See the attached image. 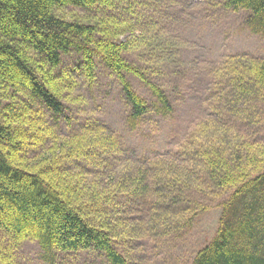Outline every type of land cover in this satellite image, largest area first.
Listing matches in <instances>:
<instances>
[{"label": "trees", "instance_id": "1", "mask_svg": "<svg viewBox=\"0 0 264 264\" xmlns=\"http://www.w3.org/2000/svg\"><path fill=\"white\" fill-rule=\"evenodd\" d=\"M117 1L122 11L133 7L134 0H0V240L6 243L0 248L31 240L45 251L95 252L109 264H130V240L189 228L206 209L198 200L203 196L220 199V213L213 236L190 264H264V141L256 137L264 124V59L226 56L213 70L210 119L171 155L189 165L177 171L153 158L114 174L107 157L120 151L115 134L87 123L62 137L46 121L45 111L65 116L68 85L54 70L70 52L80 55L90 82L97 61L114 75L133 121L149 109L127 75L148 87L156 110L171 112L163 91L147 79L149 71L127 62L131 40H120L122 33L109 27L112 17L55 14L66 7L108 11ZM223 6L245 12L247 29L264 37V0H225ZM69 163L85 168L74 171ZM98 172L106 183H98ZM126 199L146 206L142 228L128 224L120 201ZM4 252L0 263L11 264Z\"/></svg>", "mask_w": 264, "mask_h": 264}, {"label": "rangeland", "instance_id": "2", "mask_svg": "<svg viewBox=\"0 0 264 264\" xmlns=\"http://www.w3.org/2000/svg\"><path fill=\"white\" fill-rule=\"evenodd\" d=\"M224 1L134 0L129 11H122L123 3L119 1L108 11L85 12L74 7L56 10L57 16L66 19L86 15L112 17L109 27L122 33L120 40L134 41L129 43L127 62L149 71L147 79L163 91L171 112L161 114L156 110L155 98L148 87L127 75L133 91L149 109L141 119L133 121L130 105L114 75L97 61L94 79L90 82L79 67L80 55L70 52L62 56L59 67L54 70V74L64 75L63 87L69 86L64 92L68 94L64 99L65 116L55 117L45 111L46 121L62 137L78 132L87 123L100 124L115 134L120 151L107 157L114 174L126 166L142 168L144 161L153 158L171 163L177 167L175 171L189 166L171 155L188 143L190 135L196 133L195 127L208 117V88L213 70L226 56L264 59V37L247 29L245 12L224 9ZM256 137L264 141V124ZM67 166L74 171L85 168L79 163ZM95 174L98 183L107 182L106 174ZM198 200L206 209L196 213L189 228L179 234L153 236L150 233L130 240L125 246L130 264H190L193 255L213 236L220 213V199L202 196ZM120 201L130 214L128 224L142 228L146 206L141 200ZM115 204L123 208L117 201ZM173 222L177 224L178 220L174 218ZM0 251L9 253L6 259L11 264H109L99 253L45 251L31 240L12 247L10 252L1 246Z\"/></svg>", "mask_w": 264, "mask_h": 264}]
</instances>
